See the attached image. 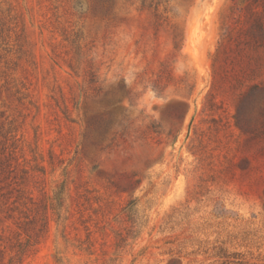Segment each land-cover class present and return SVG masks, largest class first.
Wrapping results in <instances>:
<instances>
[{
  "label": "rangeland",
  "instance_id": "1",
  "mask_svg": "<svg viewBox=\"0 0 264 264\" xmlns=\"http://www.w3.org/2000/svg\"><path fill=\"white\" fill-rule=\"evenodd\" d=\"M220 247L264 264V0H0V264Z\"/></svg>",
  "mask_w": 264,
  "mask_h": 264
},
{
  "label": "trees",
  "instance_id": "2",
  "mask_svg": "<svg viewBox=\"0 0 264 264\" xmlns=\"http://www.w3.org/2000/svg\"><path fill=\"white\" fill-rule=\"evenodd\" d=\"M234 254L238 255V253L236 252L230 253L227 249L220 247L217 251L214 252V254H212V256L214 258H218L217 264H242V258L240 256H235Z\"/></svg>",
  "mask_w": 264,
  "mask_h": 264
}]
</instances>
